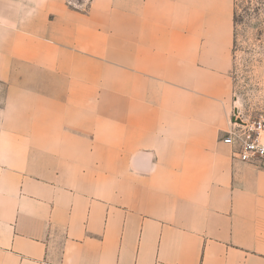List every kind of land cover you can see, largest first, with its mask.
<instances>
[{"label":"crops","instance_id":"0c3cea01","mask_svg":"<svg viewBox=\"0 0 264 264\" xmlns=\"http://www.w3.org/2000/svg\"><path fill=\"white\" fill-rule=\"evenodd\" d=\"M235 0H0V264H264V169L223 142Z\"/></svg>","mask_w":264,"mask_h":264},{"label":"rangeland","instance_id":"374dc122","mask_svg":"<svg viewBox=\"0 0 264 264\" xmlns=\"http://www.w3.org/2000/svg\"><path fill=\"white\" fill-rule=\"evenodd\" d=\"M242 2L248 8V15L238 47L233 50L230 123L237 120L253 123L264 119V0Z\"/></svg>","mask_w":264,"mask_h":264},{"label":"built area","instance_id":"2783aa9c","mask_svg":"<svg viewBox=\"0 0 264 264\" xmlns=\"http://www.w3.org/2000/svg\"><path fill=\"white\" fill-rule=\"evenodd\" d=\"M223 142L233 148V157L240 163L264 169V119L231 123Z\"/></svg>","mask_w":264,"mask_h":264},{"label":"trees","instance_id":"16d2710c","mask_svg":"<svg viewBox=\"0 0 264 264\" xmlns=\"http://www.w3.org/2000/svg\"><path fill=\"white\" fill-rule=\"evenodd\" d=\"M248 15V8L245 7V3L242 0H235V10H234V47L233 50L236 51L238 47V39L241 29L245 23L246 16Z\"/></svg>","mask_w":264,"mask_h":264}]
</instances>
